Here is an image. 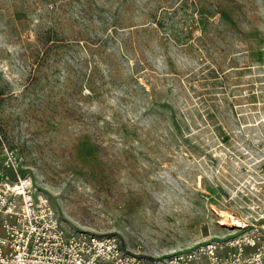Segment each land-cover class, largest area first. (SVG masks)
<instances>
[{
	"label": "rangeland",
	"instance_id": "1",
	"mask_svg": "<svg viewBox=\"0 0 264 264\" xmlns=\"http://www.w3.org/2000/svg\"><path fill=\"white\" fill-rule=\"evenodd\" d=\"M6 175L143 257L227 233L264 193V0H0Z\"/></svg>",
	"mask_w": 264,
	"mask_h": 264
},
{
	"label": "built area",
	"instance_id": "2",
	"mask_svg": "<svg viewBox=\"0 0 264 264\" xmlns=\"http://www.w3.org/2000/svg\"><path fill=\"white\" fill-rule=\"evenodd\" d=\"M5 180L2 194L9 198L0 194V264H264V193L242 215L230 214L236 223L220 214L218 223L227 233L150 258L129 251L116 237L68 235L48 201L32 193L30 182L25 195L7 189V175Z\"/></svg>",
	"mask_w": 264,
	"mask_h": 264
},
{
	"label": "bare ground",
	"instance_id": "3",
	"mask_svg": "<svg viewBox=\"0 0 264 264\" xmlns=\"http://www.w3.org/2000/svg\"><path fill=\"white\" fill-rule=\"evenodd\" d=\"M28 183H29L28 180H24V179L20 178V181H17L16 183H13V184H6V186H7V189L14 191L17 194L25 193V195H26V192H27L26 189L28 187ZM221 215H222L223 219H225V220L226 219L228 220V218L231 216L229 213H226V212H222ZM231 219L233 220V223H236L235 219L232 218V216H231Z\"/></svg>",
	"mask_w": 264,
	"mask_h": 264
}]
</instances>
